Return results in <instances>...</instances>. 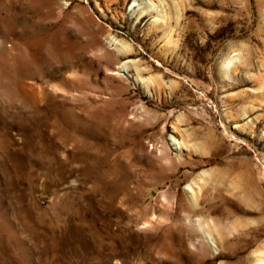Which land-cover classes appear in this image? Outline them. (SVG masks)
<instances>
[{"label":"rangeland","instance_id":"rangeland-1","mask_svg":"<svg viewBox=\"0 0 264 264\" xmlns=\"http://www.w3.org/2000/svg\"><path fill=\"white\" fill-rule=\"evenodd\" d=\"M0 264H264V0H0Z\"/></svg>","mask_w":264,"mask_h":264}]
</instances>
